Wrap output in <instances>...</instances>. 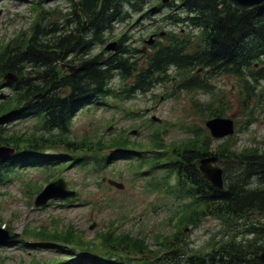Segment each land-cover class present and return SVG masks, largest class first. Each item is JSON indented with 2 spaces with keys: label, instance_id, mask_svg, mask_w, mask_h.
Returning a JSON list of instances; mask_svg holds the SVG:
<instances>
[{
  "label": "trees",
  "instance_id": "16d2710c",
  "mask_svg": "<svg viewBox=\"0 0 264 264\" xmlns=\"http://www.w3.org/2000/svg\"><path fill=\"white\" fill-rule=\"evenodd\" d=\"M68 2L65 11L59 6L43 8L41 22L20 31L12 39L14 42L0 48V88L5 86L9 90L6 94L0 92V144L15 147L12 156L0 160V185H5L16 173L19 176L18 172L27 167L62 160L63 153L49 152L61 145L70 152L77 147L88 149L82 141L71 139L72 119L94 101L115 96L119 90L113 87L114 79L120 83L133 76L130 85L121 82L124 84L121 97L131 98L135 91L143 93L170 80L171 72L184 73L188 88L204 87L203 81L191 82L188 72L202 66L210 72L241 75L246 92L251 88L248 74L253 80L264 76V3L241 10L227 0H166V3L160 0L156 4L149 0ZM163 6L170 7L171 12L162 15V20L199 27L197 40L196 36L191 39L186 32L180 33V29V32L166 31L164 41L159 39L156 46H151L152 51L145 54L125 43L128 36L124 31L114 36V51H93L112 35L118 22H126L133 13H139L138 18L149 15ZM62 63L66 67L75 66L74 71L68 72ZM7 72L18 75L14 84L4 82ZM211 112L224 115L216 107ZM28 117L38 119L41 132L9 129V124ZM204 137L165 145L166 150L162 148L165 151L161 149L156 156L161 155L162 164L175 174L172 190L177 196L190 199L184 205L188 212L184 226L196 227L204 216H211L230 227L228 233L214 241L210 249L198 251L187 248V241L180 237L183 230H178L163 243V250L176 247L184 250V255L175 258L153 255L146 239L133 237L129 231L116 235L112 228L102 233L100 239L112 247L117 242L130 243L138 253L151 254L152 259L137 258V253L129 252L131 257L126 254L136 264H264L259 259L264 252V146L238 149L230 146L229 139L215 143L208 135ZM212 143H215L213 150ZM209 154L217 155L223 167V189L210 185L198 169L199 158ZM40 189L37 186L31 193ZM24 231L43 240L53 239L50 238L53 234L36 227L25 226ZM66 235L67 240L74 236L77 241L83 240L75 232ZM81 244L87 245L84 241Z\"/></svg>",
  "mask_w": 264,
  "mask_h": 264
},
{
  "label": "rangeland",
  "instance_id": "374dc122",
  "mask_svg": "<svg viewBox=\"0 0 264 264\" xmlns=\"http://www.w3.org/2000/svg\"><path fill=\"white\" fill-rule=\"evenodd\" d=\"M153 1L155 0H150ZM36 2L41 7H31ZM68 5V0H0V45L13 38L17 32L28 30L32 24L40 21L43 8L59 6L65 11ZM161 11L166 12L167 8L163 7ZM137 15L138 13H133L126 22L115 24L112 35L95 46L93 51L112 52L113 50H105L104 46L109 41H115L114 36L125 31L128 36L125 43L148 53L150 48L146 40L150 37L152 42L159 39L155 34L158 27L159 31L169 28L178 30L181 27L164 25V21L158 19L157 15L152 16L155 20L151 16L135 20ZM181 30L184 31V27ZM171 75L172 79L156 85L147 93H136L132 98L124 100L103 97L77 112L71 123V139L75 142L82 141L88 149L77 147L76 150L82 155L101 156L108 153L114 143L128 139V144L143 147L137 150L150 151L142 154L147 157L146 160H150L154 156L151 151L155 149V142L160 140L166 145L191 139L202 140L204 130L201 127L206 120L203 113L209 111L208 107H221L226 116L238 122L240 129L232 137L230 146L240 149L255 143L264 145V80L253 83L251 92L254 94L247 96L243 82L233 75L211 74L199 69L193 75L197 81L207 84L191 88L186 86L185 81H180L177 74L171 72ZM115 81L116 79L113 87L121 90L122 84ZM2 89L5 88H1V93L7 92ZM259 90L263 91L262 94L255 95ZM100 100L106 103L98 104L103 103ZM210 102L212 105H209ZM152 115L158 120H150ZM36 125V118L29 117L9 124V129L32 132ZM221 140L223 139H216V142ZM215 143L211 144L212 150ZM114 149L133 148L126 145L116 146ZM59 151L63 153L60 156L62 160L40 167H27L18 172H22L19 176L0 186V221L10 226L12 231L20 233L19 239L25 234V226H30L53 234L50 237L53 242L83 245L84 248L73 246V253L63 252L61 246L42 244L32 247L19 240L17 243L0 245V264H72L69 263L74 261L68 258L70 254L71 257L78 256L83 263L85 259L95 258L107 249L117 254L131 252L137 253V258H148V255L138 253L130 243L117 242L115 247L106 244L103 238L99 239L104 228L107 231L116 227V235L128 230L133 237H144L145 243L149 245L148 250L154 252H163V243L166 244L167 239L178 230H184L180 237L188 240L189 246L197 247L194 250L198 251L210 249L211 243L207 239L214 235L221 236L225 231L219 220L211 216H204L197 228L184 226V217L188 215L184 205H180L184 201L173 196L163 183L153 184L149 190L146 183L150 176L141 175L143 169L147 170L148 167L141 169L137 166L144 159L137 154L123 152L116 155L115 152L104 165L95 164L92 158L82 162L80 159L76 162V158H73L72 161L70 152L63 145L53 150L56 153ZM49 170L51 172L47 176ZM165 173L164 169L149 172L158 180ZM57 177L65 179L67 188L75 190V198L51 199L44 206H34L36 193L28 191L37 186H45L48 181ZM102 177L122 183L123 188L113 186L105 179L102 180ZM172 179L170 177L169 181L172 182ZM27 185L29 186L26 187ZM72 224L74 230H71ZM69 232L81 235L80 239L83 240L77 241L75 236L67 240L66 234ZM116 238L120 239L119 236ZM83 241L87 245L81 244ZM66 259L69 261L65 262ZM120 260L125 262L122 257ZM76 263L75 261L73 264Z\"/></svg>",
  "mask_w": 264,
  "mask_h": 264
},
{
  "label": "water",
  "instance_id": "95a60500",
  "mask_svg": "<svg viewBox=\"0 0 264 264\" xmlns=\"http://www.w3.org/2000/svg\"><path fill=\"white\" fill-rule=\"evenodd\" d=\"M237 9H248L257 5L258 3L263 2L264 0H227ZM151 43L152 40L147 41ZM116 46L115 42H110L106 45V49H114ZM69 71H74L75 66H68ZM6 82L11 83L17 80V76L13 73H7L5 76ZM206 125L211 130V133L215 137H222L233 132V121L230 118L223 117H214L206 121ZM14 152V148L0 145V158L7 157ZM216 156H206L202 157L199 160V168L202 171L203 175L211 182L212 185L221 188L223 186L222 178V169L213 165L216 162ZM111 184H114L118 187H122V184L116 183L112 180H109ZM74 191L66 188V183L62 178H58L54 181L49 182L36 196L34 199V205L40 206L45 205L50 198H65L67 196L73 195ZM18 236V233H13L12 235L9 232L0 227V243L7 240L13 239ZM179 252V249L171 250L168 254L176 255ZM264 259V257L262 258Z\"/></svg>",
  "mask_w": 264,
  "mask_h": 264
}]
</instances>
